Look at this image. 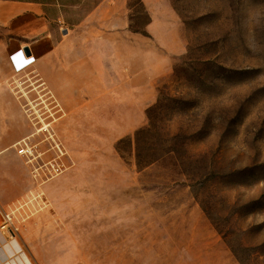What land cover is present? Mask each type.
<instances>
[{"label":"rangeland","instance_id":"374dc122","mask_svg":"<svg viewBox=\"0 0 264 264\" xmlns=\"http://www.w3.org/2000/svg\"><path fill=\"white\" fill-rule=\"evenodd\" d=\"M59 1L65 24L89 21L109 39L93 55L109 91L56 96L49 129L68 166L21 222V253L31 264H264V0Z\"/></svg>","mask_w":264,"mask_h":264},{"label":"crops","instance_id":"0c3cea01","mask_svg":"<svg viewBox=\"0 0 264 264\" xmlns=\"http://www.w3.org/2000/svg\"><path fill=\"white\" fill-rule=\"evenodd\" d=\"M50 5L59 13L55 19ZM63 5L59 0H0V210L25 197L33 183L16 152V143L33 128L13 92L15 82L36 70L64 104L70 95L93 100L94 94L109 91V77L96 72L93 62L94 47L107 45L109 39L94 38L89 21L65 24ZM20 237L0 231V264H31L19 250Z\"/></svg>","mask_w":264,"mask_h":264},{"label":"built area","instance_id":"2783aa9c","mask_svg":"<svg viewBox=\"0 0 264 264\" xmlns=\"http://www.w3.org/2000/svg\"><path fill=\"white\" fill-rule=\"evenodd\" d=\"M27 76L15 82L13 92L34 128L29 137L16 143V152L28 165L34 188L7 210H0V231L12 238L19 231L21 222L27 220L42 206L44 200L41 187L62 174L68 166L67 151L62 141L56 137L52 129H49L58 117L55 115L62 108L60 102L44 78L37 72ZM31 91L36 92L35 99H38V102H35V99L30 100ZM33 108L41 111L36 117L30 112ZM45 111L48 112L47 115ZM36 125L38 126L35 127Z\"/></svg>","mask_w":264,"mask_h":264},{"label":"trees","instance_id":"16d2710c","mask_svg":"<svg viewBox=\"0 0 264 264\" xmlns=\"http://www.w3.org/2000/svg\"><path fill=\"white\" fill-rule=\"evenodd\" d=\"M136 134H135V140H136V148H135L136 152H135V155H136L137 163L139 164L140 163V161H139L140 160V155H139V152H138V139L136 137Z\"/></svg>","mask_w":264,"mask_h":264}]
</instances>
